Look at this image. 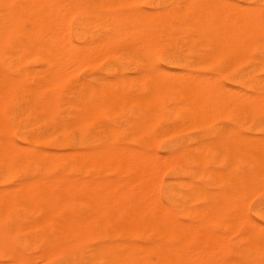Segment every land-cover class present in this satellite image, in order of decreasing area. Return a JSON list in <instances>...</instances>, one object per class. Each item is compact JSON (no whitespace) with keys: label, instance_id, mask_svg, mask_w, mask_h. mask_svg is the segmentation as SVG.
Instances as JSON below:
<instances>
[{"label":"bare ground","instance_id":"bare-ground-1","mask_svg":"<svg viewBox=\"0 0 264 264\" xmlns=\"http://www.w3.org/2000/svg\"><path fill=\"white\" fill-rule=\"evenodd\" d=\"M58 1H61V0H58ZM132 1H136V0H103V1H98L95 4H92L91 2H89L91 3V6L90 5L89 6L92 7L91 11L89 10L90 7L88 5H86L87 7L82 6L83 7L82 9H85V11L88 12L87 14L89 15V17L91 16V17L96 18L100 26L106 29L107 31L106 34H109V35H105L106 36V40L104 39L105 42L99 39L101 41L100 43H102V41L103 43H105V45L103 46H102L103 43L100 44L102 47L105 46L104 49L116 50L121 45V40L124 39V38L122 39V37H126L127 33H130V32H127V30H125L126 31V35H125L124 29L126 28H123V27L127 25L128 23L131 24L132 21L131 22L127 21V18H124L125 15L116 14L115 12V15L111 14V16H114V17L111 18L112 21L110 20L111 22L109 23L107 21V18L110 15H107L106 13L102 11L111 10L113 7L122 9L125 6L124 3H130ZM150 1L152 4L154 3L152 2V0ZM258 1L259 0H234V1L233 0H229V1L228 0H216L215 3L212 2L213 3L212 5L208 6L205 4L206 7L200 8L198 6L200 3L196 5L194 3V0H180V1L178 0H157L159 5L170 3L171 9L165 8L160 12L158 11L159 13L155 11L156 14H152L149 17L148 15H146L147 17L142 15L136 10L130 13L131 12L130 10L129 12L130 20L131 18H135V21L141 20L143 18L148 20V21L147 20L145 21V25L147 24L146 27L148 28L149 30L148 32L150 33L149 34L150 40L148 39L149 43L155 45V48H159V46H161L160 44H162V49H161L163 51L162 56H163V61L166 63V67L173 66L176 68V71L172 72V71H168L167 69H163L161 66L159 67V65L155 66L154 64V67H153L154 69L151 68L152 66L148 65L151 68V70L153 69L152 71H148L149 73L147 71L146 73L144 72L142 73V74H145L144 77L148 75L147 78L145 77V80L148 79L149 82H151V84L148 82L151 85V88L149 90V93H150L149 95L150 97L148 99L149 103L145 101L146 104L150 106L151 108L150 117L155 118L160 113L162 114L164 113V119L167 124L164 130H161L162 131L161 133L164 132V136L165 135L167 136L169 134L179 133L181 132L182 128L186 129V127H190L191 129V127L194 125L195 127L196 126L201 127L203 122L204 124H207L211 122V120L214 121L215 118H218V119L226 118V117L232 116V114H235L236 116L242 118V120L245 121L246 123L252 122V125L257 124V128H259V130L263 128V125H261V122H263L264 119L261 120L260 112L259 114H255V113L258 108L264 107V92H263L264 91V78L259 76L261 73L264 72V54L261 53L260 56H257V54L255 55L253 51L256 49H264V27L259 21L260 18L262 21V16L259 18V15H261V12H262V10L259 8L260 6L258 4H256L255 6L254 5L251 6L252 4H250V3L254 4ZM34 2L35 3H32L31 1H25V0L23 2L22 0H0V63L7 62L8 65L5 68L12 70V71L19 70L21 68V59H23V56H24L22 54L23 56L21 58V53L23 51L24 53L27 51V50L25 51L24 50L25 48L23 49V47H22L23 50L21 51V40L22 38H24V37L21 38V36L23 35V34L21 35V30H22L21 26L22 27L25 26L24 21H22L23 25L21 23V20H23L21 17V14L25 12L28 15V18L26 17L27 19L25 20L26 25H28L27 33L29 34L30 28H31L30 31H32L29 34L32 37V40H30L29 38L28 40L30 41L27 44H31V47L33 48L32 51H35L34 49H36L39 52L38 55L40 54L39 55L40 59L37 58L38 57L37 56L36 58L34 57V60L37 59L40 62L47 61L46 64H48V68L47 67L45 68H47L48 70L47 69L45 70H46V73H49L48 76L50 78L51 77L54 78L53 80L55 82L53 81L54 84L52 85L54 86L55 84L60 82V80H62L60 78L61 77L60 75L64 73L63 71L64 69H66L65 66L70 65V64L72 66L74 62H77L78 60L77 58L81 56L80 52L73 50V48L76 47V45L71 47V43L68 42L70 41L69 39L67 43L65 42L66 40L62 41L61 40L62 38H59L56 36L58 35L59 31L60 32L62 31V29L66 30L64 27H62V29L60 30V25L63 26L64 21H68L67 18L72 13L69 12L68 17H66L65 15L66 18L65 17L59 18L60 22H61V19L63 18L65 20L63 19L64 20L63 23L58 22L59 26L57 27L58 28L57 30L56 25H55V21L57 23V20L55 18L58 16V13L61 12L62 6L60 3L62 2L59 3L57 2V0H54V1L46 0V1H40L37 3H36V0H34ZM75 2H74V6L75 5L77 6L80 3L78 2L77 4H75ZM240 2H243V5L240 4ZM65 3H68V0ZM85 3H84V6H85ZM69 4L68 5L65 4V6L67 5V8L70 7L68 8V10L71 11V8L73 6L72 4H70L72 6L71 7L69 6ZM202 6L203 5H201V7ZM93 9H98L99 13L93 12ZM62 11L63 12H61V14L59 13L60 16L63 15L62 13L66 14V12H64L65 9H63ZM75 12H78V11H75ZM80 17L82 16L80 15ZM77 25H74V26L76 27ZM94 25H96V23H94ZM132 26H135V25H132ZM129 28L130 27H128V29ZM132 28H131L132 31L130 29L128 31L137 32V30L140 29L138 28L137 30H135L136 27H134L133 29L135 31H133ZM23 29H25L26 31V27L25 28L23 27ZM141 33H143V31H141ZM64 34L65 32L61 34L63 35L62 37L65 36ZM131 34L132 33L128 35H131ZM135 35L133 34L134 38L136 37ZM26 37L27 36H25V38ZM25 41L27 42V40ZM94 44H92V46L89 45V47L91 46V48L95 50V48L98 49V46H99L98 50H100L101 46L99 45V43L98 44L96 43L95 45L96 47L94 46ZM141 44L144 45L143 42H141ZM82 46L84 47V50L82 51H84L85 54H88V49H87L88 46L85 47L86 45H83V44ZM102 47L99 53L104 52V50H102L103 49ZM141 49H142V45H141ZM152 49L154 50V48ZM127 51L128 50L126 49L125 53ZM116 52H118V50H116ZM84 53H82V56H84L83 55ZM114 53L115 52H113V54ZM123 53L124 52H121V53L119 52L118 55L119 54L125 55V53L124 54ZM142 53L146 54L149 52H146V53L142 52ZM135 54H138V53H135ZM33 55L35 54H31L30 56H33ZM41 55L43 56V58L44 56H46V59L41 58ZM88 55H86L87 60H85L87 62L90 61L91 56L93 59L95 54H92L90 56ZM122 55H119V56H122ZM126 57L128 58L129 56L127 55ZM69 60H72V61L75 60V61L73 62L70 61L69 63H67ZM131 60H134V58L130 59L129 62L128 61L127 62L130 63ZM82 62L86 63L85 66L88 65L87 62H84L83 59H82ZM82 62L80 60V63ZM142 62L143 61H141V64H143ZM151 62L149 64H151ZM77 63L74 65L77 66ZM155 63L157 64V62ZM44 64L45 63H43L42 65ZM133 64L135 63L133 62ZM246 64L250 65V68L248 70H242L243 68H241V66L246 65ZM74 65L72 66L71 69L67 68L65 70L64 74L66 76H69V75L71 76L70 74L71 71H72V74L74 75V71H76L75 70L76 66ZM90 65H92V63H90ZM132 66H129V67L132 68ZM2 67L3 66L0 64V96L1 94L4 95V94L15 93L18 91L20 92L21 91V80H18V79L14 80L8 77L5 74V70L2 69ZM104 68H106L105 69L106 71L109 70V68H107L106 66ZM142 68H140V70ZM115 69L118 70L119 68H115ZM38 70L39 71L37 70L36 71L39 73L40 67ZM49 70L52 73V75H50L51 73L49 72ZM68 70H71V71L68 72ZM205 71H210L214 74L213 76L212 75L208 76V74L205 75L206 73ZM141 76L138 80L137 79L138 75H136V80L140 81V79H142ZM220 76L225 77L226 80H228L231 85L227 86L223 84L221 82L222 78L220 79L218 78ZM39 77L38 79H40L42 76L40 78ZM25 78L27 79L28 77H25ZM29 78L31 79V77ZM134 78L135 76L132 78V80H129V81H133ZM44 80L45 79H43V81ZM45 81L47 83V80ZM122 81L124 82V80ZM90 82H92V80ZM109 83L111 82L109 81ZM142 83H146V82L143 81ZM49 84L51 85V83ZM132 84L134 87H136L134 84V81ZM46 86L45 88L49 87L48 83L46 84ZM118 86H119L118 83H117V86L116 85L113 86L114 87L113 97L115 96L118 99V101H121L120 99L124 98L125 92L123 91L124 94H122L121 89ZM130 86H131V83H130ZM93 87L95 86H92L90 89L96 90V88H93ZM122 87H124V85ZM140 88H141V85H140ZM25 90L29 91L26 88ZM25 90L23 89V91ZM40 90H37V91L40 92ZM47 90H49V88ZM35 92L36 91L34 89V93ZM85 92L86 90L84 91V93ZM94 92L96 91H93V92L90 91V93H94ZM40 93L38 94L40 95ZM76 95L77 94H75V96ZM28 96H30V94ZM34 96H31V98ZM82 96H83V93H82ZM96 97H97L96 95H92V94L90 95V98L92 99ZM127 97L129 96H126V98ZM130 97L132 98L133 102L135 101L134 99H137V98H133L132 95ZM141 97L143 98V96ZM129 98H127V100L132 101ZM77 99L80 101L79 98ZM111 99L113 100L112 96H111ZM124 99H122V101L124 102V106H125L126 100ZM102 100L105 101V104H106V100L105 99H102ZM141 100L142 99L140 98V101H139V98H138L136 100V104H139L140 102L143 101ZM29 102H30V99H29ZM77 103L78 101L74 103V105H76ZM101 103L102 102H100V104ZM108 103L109 101L107 102V104ZM128 103L129 102L127 101V104ZM39 104L37 103L38 106ZM97 104L99 108L100 105L99 103ZM84 105L85 106H83L82 104L80 106L81 108L83 106L82 112H84V110L88 111L90 108L92 109L94 107V106H91V104L90 106H86L89 104H84ZM101 105H103V103ZM22 106H26V104H23ZM61 106L63 105L61 104ZM78 106L79 105L77 104L76 107ZM116 106H118V103H116ZM15 107H17L16 104H15ZM65 107L67 109V107L69 106H65ZM101 107L103 108V106ZM115 107L112 106V109L114 108V110H116ZM142 107L143 106H141V108ZM62 109L65 110L64 106L62 107ZM72 109L77 110L78 108L77 109L72 108ZM94 109H97V108H94ZM105 109L111 110L109 106L108 108H105ZM23 110H24L23 111L24 113L25 109ZM99 110L100 109H98V111L96 112V110L94 111L92 109L94 114L100 113L101 111L99 112ZM109 110L106 112H109ZM41 112H42V109H41ZM111 112L114 113L113 111ZM23 113L15 112L11 116L12 119L15 120L17 124L16 128H19L20 130V138H21V123H22L21 114ZM42 113L45 114L47 112L45 113L42 112ZM88 114L85 113L82 116L88 117L87 116ZM149 115H150V112H149ZM29 116L31 115H28V117ZM68 116L70 117V115ZM137 116L140 118L139 115H136V117ZM48 117L49 116H47V118ZM82 118L84 119V117ZM96 118L98 117L96 116ZM115 118H118V117H115ZM55 119L58 120V118H55ZM89 119H93V118L91 117ZM147 119H150V118L147 117ZM218 119L216 121H218ZM45 120H46V117H45ZM84 120H86V118ZM38 121L41 122L42 121L41 118ZM114 121H111V122L113 123ZM148 122H151V119ZM154 122L152 120L153 124ZM65 123H68V122H65ZM28 124L26 125L30 127L31 123H28ZM76 124L77 123L75 122V126ZM146 124L148 126L147 122ZM35 125L38 126V124H35ZM57 125H60V123ZM72 126L70 127V130ZM93 126H96V125H93ZM132 126H134V124ZM226 127H228V125L224 127L225 130L227 129ZM229 127H232V125ZM229 127L228 129L231 130L232 128H229ZM76 128H78V126H76ZM192 128L194 129V127ZM104 130H105V127H104ZM97 131H100V130L97 129ZM41 132L42 130L40 131L41 138H42L44 132L42 133ZM102 132L105 133V131H102ZM73 133L74 132H72V135ZM230 133L232 134L231 131ZM231 134L228 136L227 134L225 135L223 133L219 136L220 138L219 150H216L217 147L215 146L217 145H214L213 147V142L214 140L217 141V139L213 138V141L212 139H210L207 142L203 140L200 141L198 139L200 141L198 143L199 146L198 147L195 146L194 148L192 147L193 156H192L191 164L192 163L196 164V162H198V164L199 163L201 164V169L199 168V171L197 173L193 171V173L195 174L191 173V176L187 181H180L178 180V178H176L171 184V186L168 185L165 187V198L168 202L178 205L179 207L183 209V211L186 210V212L184 211V213L187 216L198 220L199 223L203 222V225H201V223L197 224V222L195 221L196 223L195 222L194 223L196 224V226H194L195 225L194 223L191 224L190 222H188L191 224V226H189L187 225V223L186 224L183 223L182 220H180L181 222H179L175 214L172 213L166 207L165 204H162L160 202L161 199L158 200V198H160L158 194L159 192L156 190L153 191L154 182L157 180L156 177H159L162 174V172H159L158 174L157 165L158 167L160 165L162 166L158 168V169H161V171L164 169L165 170L168 169V167H171L169 165H167L168 167L162 164L159 165L158 162H160V159L157 158V156H162V155L152 154L151 152H150L151 154L149 153L150 154L149 155L147 154L148 153L147 151L146 153L145 150L140 149V152L144 151L145 154L149 155V158L145 160L147 157L145 158V155H144V158H142L143 155L140 154L139 151H137L136 153V150L134 151V153H130L129 151L130 154H125V152L128 150V148L127 150L124 149L125 147H121V149L123 148L124 150H126L124 151V154L119 153L121 151L120 147H119L120 150H118L119 152L114 151V150H113L114 152H112V150H105V149L103 150V149L98 148L90 152L84 151V150L82 151L81 149L80 151L74 150V152L72 150L70 153H67V151L66 152L63 151V154H60L58 152L53 153L49 151L48 153L47 151L46 153H41L38 151H35V152L33 151L31 153H25L27 152L28 149H26L25 152H22L21 149H25V146H22V145L18 146V144L16 145V143H14L15 142L14 139H12V136L8 133V127L6 126L5 119L1 116V113H0V173L4 172L5 174V175L3 174L4 176L1 178L2 180L10 179L15 173H18L21 171L22 172L29 171V175L28 177H26L25 181L23 180L24 182H22V184L18 183L19 185L17 187L14 186L13 188L15 189L11 188L12 190L4 191L0 187L1 189L0 190V264H33L34 261L38 259L40 260V262H38L40 264L45 263V262L47 264H197V263L198 264H203V263L204 264L206 263L207 264H211V263L218 264L219 262H220L219 264H222V261H223V264H248L249 261L246 262L245 257H244L245 261L242 260L243 258L241 259L240 256L242 254L240 253H237L238 255H235L234 257H231V258L229 257L226 260L225 256L228 253H230L229 246L227 245L228 241L226 239L228 233L224 234L226 235V238H225L226 242L222 241L225 243V245L224 243H222V247L220 245L221 247L220 250L222 251L221 252L219 248H217L219 245L217 246L215 245L217 241L218 242L220 241L218 244L221 243L222 233H220V235L219 233L217 234L214 229H211V227H209V229L214 230V233H212L213 231L207 233V231H210L209 229L207 231L206 230L203 231L205 221L210 222L213 220L222 219L225 216L231 217V215H236V216L238 215L237 217L246 218L245 220L239 218L238 221L239 220H243V222L247 221V222H244L245 225L246 223L248 224L246 225V227L248 226V228L246 229L248 230L250 229L251 231V232L250 231L248 232L246 229H244V233H247V232L248 234L250 233L249 235L250 237L245 236L246 237L245 239L247 238L250 239L249 241L247 239L245 242L244 238H243L244 241L242 240V238H240L242 242L247 243L248 241V244L250 243V246L247 249L248 254L246 253L247 256L246 255L244 256L249 257V254L252 256H259V254L260 253L262 254V251L264 250V235H263L264 231L262 232L260 229V228H263L264 230V227H263L264 225L260 224L259 222L257 223L255 220H253V218L250 220L249 216L248 217L245 216L247 213L245 211V208L248 207L245 204L247 205L249 204V202L247 203L245 199L246 195H248V193L249 194L251 193V195L253 196L254 194L257 193V190L258 192L264 191V137L254 136V135H250L249 137V135L248 136L244 135L242 134V132H241V135H238V133L237 135L234 133L232 135ZM75 135L77 134L75 133ZM39 136L40 135L38 134V137ZM44 136H45L44 138H46V135ZM112 136L115 137V135H112ZM105 137L104 139H106L108 136L106 138ZM194 137L192 138L190 137L191 138L190 140H193ZM183 139L184 138H182V141ZM83 141L85 142V140ZM150 141H152V139ZM184 142H185V139H184ZM150 144L152 146L155 145V144L153 145L152 143ZM177 145H180V144H177ZM113 146H115V144ZM118 146H123V145H118ZM135 147L137 146L134 145L133 148ZM169 148H171L172 150V155L170 154L172 159L175 160V162L177 163V161H179L180 158L182 157V154L179 151H177V147L175 146V144H171ZM121 152H123V150ZM219 156L222 157V164L220 166V170H217L214 168H211V169L206 168V166L214 164L215 161H217V158ZM218 160H221V159H218ZM162 162L163 161H161L160 163ZM188 163L190 164V162ZM104 164H107L108 166H110L111 169L112 167L114 169L122 167L124 168L125 173L130 172L131 176L127 180L126 178L125 180H121L122 178L121 179L115 178L117 180L115 181L114 179L112 180L111 178H98V177H93L92 175H90L91 168L93 167L98 168L102 165L104 166ZM235 165L237 168L239 165L243 166L245 171L243 170L244 172H242L241 174H238L237 169H235ZM156 170H157V173H156ZM196 176H198L199 178L208 179L209 184L203 185L202 183L201 184L197 183V181H195ZM160 179L161 178L158 179L157 183L161 182ZM216 179L219 180L218 182L220 185V188L218 190H214L210 187L216 183L215 182L217 181ZM182 185L189 187V195H185V193L188 194V192H185L184 194H182L180 191L176 190L177 187H180ZM254 187H257V188H254ZM253 189H255L256 193H254ZM248 190H252V192ZM245 191L247 193L245 195L244 200L242 199V201L243 202L246 201V203H243L242 201H241L242 203H240L239 200H241L240 198L242 197V195L244 197ZM154 194H156L158 197L154 196ZM262 198H264V196ZM196 200H202L203 206L199 208L193 207V204ZM249 200H252V199L250 198ZM187 203H189V206L184 207ZM246 210L248 211L247 208ZM254 216L259 220H264V199L261 200L259 202L258 207L255 208ZM230 217H227V218H230ZM237 217H235V219ZM233 221L234 220H232V222ZM206 222H205V226L209 225V222H207L208 224H206ZM211 223H215V222H211ZM244 223H243V227L245 226ZM184 224L187 226H184ZM234 224L240 229L241 226L239 227V225L241 224V222L239 223V225L236 222L233 223V227L235 228ZM138 227H140L141 230L143 229L142 233H144V231L145 232L152 231V233H155L156 234L155 236L159 237L158 239L159 244L157 243V245H155V243H153L154 240H152V238H151L152 243H150L149 241L150 239L146 240L145 242L138 240L136 237L137 236L136 228ZM229 227H230V224H229ZM233 227L232 228L230 227V228L231 230L233 229L232 233L235 234L234 231L237 233L238 230L237 231L234 230ZM204 229H207V228L204 227ZM142 233H139L140 237L143 236ZM209 233L214 234V236L216 233L217 235H219L220 240L219 238L214 237L210 235ZM20 234L29 236L28 240L21 242L22 245L27 247L28 250L30 251V255H28L29 257H26L25 255L21 256L19 254V250L17 251L15 246L12 243L13 238L19 236ZM198 234L199 236H201L200 238L197 236ZM203 236H205V238ZM197 237L199 238L200 245L202 241V243L203 242L205 243L203 245L207 244L208 246V247L206 246V248H204L205 246H199L200 251L198 252L196 249L199 250V248H197V246L194 245L195 251L198 253L194 251V248L189 249L186 243V242L188 243L194 242L195 239H197L196 241H198ZM213 237L216 239H214ZM228 237L230 236L228 235ZM104 239H107L108 242L104 241V242H100L98 245H95V246L92 245L93 241H102ZM201 239H203L204 241ZM210 241H214L215 244H213L214 242H212L211 245L208 244V243H211ZM223 246H225L226 248L224 247L223 249ZM246 248H247V245H246ZM224 250L229 251V252H223ZM193 252L194 254L196 253L195 255L197 256L194 255L195 256L194 257L192 255ZM206 253H207V256L204 257ZM220 253H222L221 254V256L223 255L222 257H220ZM224 253H225V256H224ZM191 255L193 256L192 257L193 259L195 258L194 261L191 259ZM216 256L220 258V260L218 259L219 260L218 263L216 262L217 260ZM187 257H190L189 259H191L192 261L191 260L189 261ZM203 257L205 259H207L208 257L209 259L203 260ZM263 257L264 255L262 256V258ZM196 258H199L198 260L200 262H198ZM213 260L214 262H212ZM250 262L253 264V260ZM250 262L249 264H251ZM258 263H255V264H258ZM259 264H263V263H259Z\"/></svg>","mask_w":264,"mask_h":264},{"label":"rangeland","instance_id":"rangeland-1","mask_svg":"<svg viewBox=\"0 0 264 264\" xmlns=\"http://www.w3.org/2000/svg\"><path fill=\"white\" fill-rule=\"evenodd\" d=\"M24 0H22V2H23ZM25 1H31L32 3H35L34 2V0H25ZM40 1H46V0H40ZM40 1H38V0H36V3L37 2H40ZM54 1V0H53ZM63 0H61V1H58L57 0V2H62ZM84 1V2H83ZM87 1V2H86ZM98 1H103V0H76V2H75V0H68V3H65V2H67V0H64L62 3H60L61 4V12H63L62 10L63 9H65V11L64 12H66V14H64V13H62L63 15H59V13L61 14V12H59L58 13V16L55 18L56 20H57V23H56V21H55V25H56V29L58 30V26H59V24H58V22L59 23H63V21L65 20L64 18V20L63 19H61V22H60V19L59 18H62V17H65V15H66V17H68V14H69V12L70 13H72V14H70V16L67 18V20L68 21H64V24H65V26H64V24H63V26H61L60 25V30L62 29V27H64L66 30H64V29H62V31L60 32H58V35H56L57 37H59V38H62L61 40L63 41H65V42H67L68 41V39L70 40V41H68L69 43H71V47L72 46H75L76 45V47H74L73 48V50L74 51H77V52H80V57H78L76 60H77V62H74V64H76L77 63V66H79V65H81V66H79V67H77L76 65H74V66H76L75 67V70L76 71H74V75L72 74V71L71 70H68V72L69 71H71V76L69 75V76H66L64 73H65V70L67 69V68H69V69H71L72 68V66H71V64L70 65H66L65 66V68L66 69H64V73L62 74V75H60L61 77V79L63 80H60V82H58L57 84H55L54 86H52L54 83H53V77H49L48 75H49V73H46V70L45 69H47L48 68V64H46L47 63V61L45 62V61H42L43 63H45L44 65H42L43 63L42 62H40L39 60H37V59H35L34 60V57L36 58L37 56V58H39V55H38V51L36 50V49H34L35 51H32L33 50V48L31 47V44H27L30 40H32V37L29 35L30 34V32H32V31H30L31 30V28H30V30H29V34L27 33L28 31V29H27V27H28V25H26V22H25V20L28 18V15H27V13H25V12H23L22 14H21V17H22V19L23 20H21V23H22V25H23V22L22 21H24V25L25 26H23L24 28L26 27V31H25V29H23V27L21 26V28H22V30H21V38L22 37H24V38H22V40H21V51L24 49L26 52L24 53V51L21 53V58H22V56H23V59H21V68L19 69V70H15V71H12V70H9V69H7V68H5V67H7V65H8V63L7 62H4V63H0L3 67H2V69H4L5 70V74L8 76V77H10V78H12V79H14V80H16V79H18V80H21V91L19 92H15V93H11V94H1V96H0V113H1V116L5 119V122H6V126L8 127V133L12 136V139H14V143H16V145L18 144V146H20V145H22V146H25V149H21L22 150V152H25L26 151V149H28L27 150V152H25V153H31V152H35V151H38V152H41V153H46V151H47V153H48V151L49 152H58V153H60V154H63V151L64 152H66L67 151V153H70L72 150H73V152H74V150L76 151V150H78V151H80V149L83 151H88V152H90V151H93V150H96V149H105V150H112V152H114V151H118V150H120L121 149V147H125L124 149H126L127 150V148H128V150L126 151V150H124L123 148L121 149V151L123 150V152H119V153H122V154H124V151H126L125 152V154H130V153H134V151L136 150V153H137V151H139V153L140 154H142L143 156H142V158H144V155H145V160H147L148 158H149V155L152 153V154H157V155H162V156H157V158H159L160 159V162L161 161H163L162 163H160V162H158L159 163V165L160 164H162V165H169V166H171V167H168V169H164L165 170V172H164V170H162L161 171V169H158L159 167H158V165H157V170H158V174H159V172H162V174L159 176L158 174V176L159 177H156V181L154 182V190L153 191H158L159 193V197L160 198H158V200L159 199H161L160 200V202L162 203V204H165L166 205V207L172 212V213H174L175 214V216L178 218V221L179 222H181L180 220H182L183 221V223H187V225H189V226H191V224H193L195 221L197 222V224L199 223V221L198 220H196V219H193V218H191V217H189V216H187L185 213H184V211L186 212V210H184L183 211V209L181 208V207H179L178 205H176V204H172V203H170V202H168L167 200H166V198H165V187L166 186H171V184L173 183V181L176 179V178H178V180H180V181H187L189 178H190V176H191V173L192 174H195V173H197L198 171H199V168L201 169V164L199 163L198 164V162H196V164L194 163H192L191 164V160H192V150H193V148L196 146V147H198L199 145H198V143L200 142V141H208V140H210V139H212V141H213V138H215V139H217V141L216 140H214V142H213V147H214V145H217V146H215V147H217L216 148V150H219V148H220V146H219V143H220V138H219V136L221 135V134H227L228 136L231 134L230 133V131L232 132V134L234 133V134H236L237 135V133H238V135H241V132H242V134H244V135H249V137H250V135H254V136H263L264 137V120H263V122H261V125H263V130L262 129H260L259 130V128H257V124H253L252 125V122H245V121H243L242 120V118H240V117H238V116H236L235 114H232V116H230V117H226V118H215V120L213 121V120H211V122H209V121H207V122H209V123H207V124H204V122H203V124H202V126L200 127H198V126H196L195 127V125L194 126H192V127H194V129L191 127V129H190V127H186V129L184 128H182V130H181V132H179V133H176V134H169V135H165L164 136V132L163 133H161L162 131L161 130H164V128L166 127V122H165V119H164V113L162 114V113H160L159 115H157V117H155V118H152V117H150L151 116V108H150V106H148L147 104H146V102L145 101H147V103H149L148 101V99H149V95H150V93H149V90H150V88H151V82H149V80L147 81V80H145V77L147 78L148 77V75H146L145 77H144V75L145 74H142L143 72L144 73H146V71L148 72V71H152L154 68V64H155V66L156 65H159V67L161 66L163 69H167L168 71H176V68L175 67H173V66H169V67H166V63L163 61V51L161 50L162 49V44H160L161 46H159V48H155V45H153V44H151V43H149V30H148V28L146 27V25H145V21L147 20V19H141V20H137V21H135V18H131V20L129 19V17H130V15H129V12H130V10H131V12L130 13H132V11H134V10H136L137 12H139V13H141L142 15H144V16H146V15H148V17L149 16H151L152 14H156V12L157 13H159L160 11H162L163 9H165V8H168V9H171V5H170V3H167V4H158V2H157V0H152V2H154L153 4L151 3V1L150 0H136V1H132L133 2V4H132V2H130V3H124L125 4V6H124V8H122V9H118V8H116V7H113L111 10H104V11H102V12H104V13H106L107 15H110L111 16V14L112 15H115V12H116V14H122V15H125L124 16V18H127V21H129V22H131L132 21V23L130 24V23H128L127 25H125L123 28H126V29H124V31L125 30H127V32H130V33H132L131 35H128V34H130V33H127V35H126V31H125V35H126V37H122V39L123 40H121V45L116 49V50H118V52H116V50H114V49H104L105 48V46L104 47H102L103 45H105V43H103V41L105 42V40H106V36L105 35H109V34H106L107 33V31H106V29L105 28H102V26H100V24H99V22L96 20V18H94V17H89V15L87 14L88 12L87 11H85V9H82L83 7H87L86 5H90L91 6V3L92 4H95V3H97ZM149 1V2H148ZM178 1H180V0H178ZM229 1V0H228ZM234 1V0H233ZM71 2H73V3H71ZM74 2H75V4H77L78 2H80L77 6L75 5L74 6ZM86 2V3H85ZM89 2H91V3H89ZM147 2V3H146ZM211 2V3H210ZM212 2H216V0H194V3L196 4V5H198V3H200L198 6L200 7V8H204V7H206V5H208V6H210V5H212L213 3ZM63 3H64V5H63ZM72 4V6L70 5V4ZM84 3H85V6H84ZM136 3V4H135ZM65 4H69V6H71L72 8H71V11L70 10H68V8H70V7H68L67 8V5L65 6ZM83 4V5H82ZM127 4H129V5H127ZM206 4V5H205ZM240 4H242L243 5V2H240ZM250 4H252L251 6H255L256 4H258L260 7V9L262 10V12H261V15H259V18L262 16V21H261V18L259 19V21H260V23L262 24V26L264 27V22H263V20H264V1L263 0H259L258 2H256V3H250ZM151 5V6H150ZM154 5V6H153ZM201 5H203L202 7H201ZM83 6V7H82ZM89 6V7H90ZM153 6V7H152ZM77 7V8H76ZM79 7H81V8H79ZM142 7V8H141ZM257 7V6H256ZM131 8V9H130ZM145 8V9H144ZM74 9V10H73ZM78 9V10H77ZM82 9V10H81ZM91 9H92V7H90L89 8V10L91 11ZM73 10V11H72ZM147 10V11H146ZM68 11V12H67ZM75 11H78V12H75ZM151 11H152V13H151ZM156 11V12H155ZM159 11V12H158ZM93 12H95V13H99V11H98V9H93ZM154 12V13H153ZM87 15H86V14ZM26 15V16H25ZM80 15L82 16V17H80ZM86 16H88V17H86ZM108 16V18H107V21L110 23L112 20H111V18L112 17H114V16ZM27 17V18H26ZM65 17V18H66ZM147 17V16H146ZM25 18V19H24ZM70 18V19H69ZM81 18V19H80ZM54 19V20H55ZM85 19V20H84ZM91 19V20H90ZM129 19V20H128ZM78 20V21H77ZM111 20V21H110ZM143 20V21H142ZM89 21V22H88ZM90 21H91V23H90ZM143 23H141V22ZM148 21V20H147ZM65 22H67V23H65ZM79 24H78V23ZM84 24H83V23ZM54 23V22H53ZM90 23V24H89ZM93 23V24H92ZM94 23H96V25H94ZM98 23V24H97ZM68 24V25H67ZM78 24V25H77ZM74 25H77L76 27L74 26ZM81 25V26H80ZM132 25H135V26H132L133 28L134 27H136V29L135 30H137L138 28H142L143 26H145V27H143L142 29H141V31H143V33H141V31H140V29L139 30H137V32H131L132 30H131V26ZM143 25V26H142ZM66 26H68V27H66ZM88 26H89V28H88ZM101 28H100V27ZM82 27H84V28H82ZM128 27H130L129 29L131 30V31H128L129 29H128ZM68 28V29H67ZM100 28V29H99ZM132 28V29H133ZM105 29V30H104ZM23 30H24V32H23ZM63 30H64V32H65V36L64 37H62L63 35H61L62 33H64L63 32ZM134 29H133V31H135ZM146 31V32H145ZM23 32V33H22ZM76 32V33H75ZM79 32H80V34H79ZM145 32V33H144ZM67 33V34H66ZM78 33V34H77ZM82 33V34H81ZM99 33V34H98ZM141 33V34H140ZM60 34V35H59ZM133 34L136 36L135 38L133 37ZM145 34V35H144ZM83 35V36H82ZM102 35V36H101ZM143 35V36H142ZM148 35V36H147ZM25 36H27L26 38H25ZM78 36V37H77ZM80 36V37H79ZM89 36V37H88ZM146 36V37H145ZM102 37V38H101ZM109 37V36H108ZM107 37V38H108ZM144 37V38H143ZM148 37V38H147ZM30 38V40H28ZM86 38V39H85ZM78 39V40H77ZM99 39H101V40H103L102 41V43H100L101 41L99 40ZM105 39V40H104ZM134 41H133V40ZM149 39V40H148ZM25 40H27V42L25 41ZM89 40V41H88ZM128 40V41H127ZM132 40V41H131ZM24 41V42H23ZM97 41H99V42H97ZM136 41V42H135ZM141 41V42H143L144 43V45L143 44H141V42H140V44H139V42ZM144 41H146V42H144ZM67 42V43H68ZM98 44L99 43V45L100 44H102V50H104V52L101 54V53H99L100 52V50H101V47H100V50H98L99 49V46H98V49L97 48H95L96 46V43ZM130 44H129V43ZM135 42V43H134ZM138 42V43H137ZM23 43V44H22ZM66 43V44H67ZM94 44V48H95V50L93 49V48H91V46H92V44ZM159 43H161V42H159ZM72 44H74V45H72ZM82 44L83 45H86L85 47H87V49H88V54H85L84 53V51H82V50H84V47L82 46ZM88 44V45H87ZM123 44V45H122ZM148 46H147V45ZM149 44H151V45H149ZM89 45H91L90 47H89ZM135 45V46H134ZM141 45H142V49H141ZM29 46H30V48H29ZM151 46V47H150ZM154 46V47H153ZM22 47H23V49H22ZM122 47V48H121ZM139 48V50H138V48ZM148 49H147V48ZM32 48V49H31ZM82 48V49H81ZM136 48V49H135ZM152 48H154V50L152 49ZM29 49H31V50H29ZM77 49V50H76ZM79 49V50H78ZM86 49V48H85ZM86 49V50H87ZM93 49V50H92ZM123 49V50H122ZM126 49L128 50L126 53H125V51H126ZM135 49V50H134ZM147 49V50H146ZM152 50V51H150V50ZM155 49H157V50H155ZM106 50V51H105ZM133 50V51H132ZM144 50V51H143ZM149 50V51H148ZM260 50V51H259ZM110 51V52H109ZM36 52H37V54H36ZM85 52H87V51H85ZM93 52V53H92ZM109 54H108V53ZM113 52H115L114 54H113ZM121 53V52H124L125 53V55L127 56H129L128 58L125 56V55H122V54H119V55H122V56H119L118 55V53ZM130 52V53H129ZM142 52H144V53H146V52H149V53H146V54H143ZM264 52V49H256V50H254L253 51V53L256 55L257 54V56H260L261 55V53L262 54H264L263 53ZM82 53H84L83 55L84 56H82ZM91 53V54H90ZM110 53H111V55H110ZM123 53V54H124ZM128 53V54H127ZM135 53H138V54H135ZM23 54V55H22ZM31 54H35V55H33V56H30ZM92 54H95L94 55V57H93V59H92V56L90 57V61H85V60H87L86 59V55H88V56H90V55H92ZM130 54V55H129ZM149 54H150V56H149ZM152 54V55H151ZM103 55V56H102ZM114 55V56H113ZM132 55H134V56H132ZM143 55V56H142ZM27 56H28V58H27ZM29 56H30V58H29ZM102 56V57H101ZM124 56V57H123ZM131 56V57H130ZM147 56V57H146ZM82 57V58H81ZM99 57V58H98ZM106 57V58H105ZM122 57V58H121ZM138 59H137V58ZM142 57V58H141ZM154 57V58H153ZM41 58H43V56L41 55ZM79 58H81V59H79ZM104 58V59H103ZM125 58V59H124ZM127 58V59H126ZM134 58V60H131L130 61V63H128L129 62V60L130 59H133ZM148 60H147V59ZM150 58V59H149ZM40 59V58H39ZM43 59H46V56H44V58ZM82 59L84 60V62H87V66H85L86 65V63H83L82 62ZM147 61H146V60ZM152 59V60H151ZM155 59H157V60H155ZM80 60H81V62L82 63H80ZM89 60V59H88ZM100 60V61H99ZM70 61H72V60H69L67 63H69ZM73 61H75V60H73ZM72 61V62H73ZM128 61V62H127ZM141 61H143L142 63L143 64H141ZM152 61V62H151ZM107 62V63H106ZM133 62L135 63V64H133ZM147 64H146V63ZM151 62V64H149ZM155 62H157V64L155 63ZM36 63H38V64H36ZM40 63H42V64H40ZM66 63V64H67ZM90 63H92V65H90ZM94 63V64H93ZM159 63V64H158ZM106 64V65H105ZM108 64V65H107ZM120 64V65H119ZM128 64H130V65H128ZM145 64V65H144ZM133 65V66H132ZM145 66V68H144V66ZM152 66L151 68H153L152 70H151V68L149 67V66ZM71 66V67H70ZM107 67V68H109V70H105L106 68H104V67ZM126 66V67H125ZM129 66H132V68L131 67H129ZM39 67H40V74L37 72V71H39L38 69H39ZM45 67H47V68H45ZM144 69H143V68ZM149 69H147V68ZM42 68V69H41ZM111 68H113V69H111ZM115 68H119L118 70H116ZM130 68V69H129ZM140 68H142L141 70H140ZM241 68H243L242 70H248L249 68H250V65H248V64H246V65H242L241 66ZM36 72H35V71ZM42 70V71H41ZM43 70H45V71H43ZM48 70V69H47ZM78 70V71H77ZM116 70V71H115ZM143 70V71H142ZM110 71V72H109ZM138 71V72H137ZM142 71V72H141ZM16 72V73H15ZM44 72V73H43ZM49 72H50V70H49ZM67 72V71H66ZM67 72V73H68ZM107 72V73H106ZM116 72V73H115ZM128 74V76H127V74ZM206 72V73H205ZM204 73H205V75H207L208 74V76H213V74L214 73H212V72H210V71H205ZM23 73V74H22ZM28 73H30V74H27ZM37 73V74H36ZM51 73V72H50ZM149 73V72H148ZM32 74V75H31ZM46 74V75H45ZM140 74V75H139ZM141 74H142V76H141ZM25 75V76H24ZM39 75H40V77H39ZM50 75H52V73L50 74ZM68 75V74H67ZM126 75V76H125ZM136 75H138V77H137V79L139 80V78H140V76L142 77V79H140V81H138V80H136ZM22 78H21V77ZM37 76V77H36ZM99 76H100V78H99ZM135 76V78L133 79V81H134V84H135V86L136 87H134L133 86V81H129V80H132V78ZM260 77H263L264 78V72L263 73H261L260 75H259ZM25 77H28L27 79L25 78ZM29 77H31V79L29 78ZM36 77V78H35ZM38 77L40 78V79H38ZM68 77H69V79H68ZM96 77V78H95ZM21 78V79H20ZM25 78V79H24ZM59 78V77H58ZM59 78V79H60ZM94 78V79H93ZM110 78V79H109ZM124 80V82L121 80ZM219 79L220 78H222L220 81L223 83V84H225V85H227V86H230L231 84H230V82L228 81V80H226V78L225 77H223V76H220V77H218ZM225 78V79H224ZM22 79H24V80H22ZM43 79H45V80H47V83H48V88H49V90H47L48 88H45V86H46V81L44 80L43 81ZM120 79V80H119ZM31 80V81H30ZM58 80V79H57ZM85 80V81H84ZM92 80V82H90ZM127 80H128V82H127ZM76 81H77V83H76ZM84 81V82H83ZM88 81V82H87ZM100 83H99V82ZM102 81H104V82H102ZM109 81L111 82V83H109ZM114 81V82H113ZM121 81V82H120ZM135 81H136V83H137V85H136V83H135ZM146 82V83H148V84H146V83H142V82ZM55 82V81H54ZM57 82V81H56ZM131 83V86H130V83ZM140 82V83H139ZM32 83V84H31ZM41 83H43V84H41ZM46 83V84H45ZM49 83H51V85L49 84ZM91 83V84H90ZM105 83H106V85H105ZM115 83V84H114ZM117 83H118V87H120V89H121V92H122V94H124L123 93V91L125 92V94H124V98H121V97H123V96H121L120 98V100L121 101H118V99L114 96L113 97V90H114V85H116L117 86ZM80 84H81V86H80ZM96 84V85H95ZM109 84V85H108ZM110 85H112V86H110ZM124 85V87H122ZM140 85H141V88H140ZM146 85H148V86H146ZM36 86H37V88H36ZM92 86H95V87H93V88H96V90H92V89H90ZM145 86V87H144ZM32 87H34V88H32ZM47 87V86H46ZM57 87V88H56ZM75 87V88H74ZM139 89H138V88ZM25 90V88L26 89H28L29 91H27V90H25V91H23V89ZM42 88V89H41ZM59 88V89H58ZM85 88V89H84ZM107 88V89H106ZM131 88V89H130ZM143 88V89H142ZM34 89H35V91L36 92H38L37 90H40V92H38V93H40V95L38 94V93H34ZM45 89V90H44ZM54 89V90H53ZM58 89V90H57ZM72 89V90H71ZM89 89V90H88ZM86 90V92L84 93V91ZM99 91V93H98V91ZM110 90V91H109ZM111 90H112V92H111ZM28 93H27V92ZM69 91V92H68ZM83 91V92H82ZM90 91L91 92H93V91H96V92H94V93H90ZM109 91V92H108ZM146 91V92H145ZM64 92H65V94H64ZM72 92H74V93H72ZM80 92H81V94H80ZM111 92V93H110ZM145 92V93H144ZM264 92V91H263ZM32 93H34V94H32ZM52 93V94H51ZM82 93H83V96H82ZM89 93V94H88ZM96 93V94H95ZM101 93V94H100ZM108 93H110V94H108ZM30 94V96H28V95ZM63 94H64V96H63ZM70 94V95H69ZM75 94H77L76 96H75ZM78 94H79V96H78ZM87 94V95H86ZM96 95L97 97L96 98H94V99H92V98H90V95ZM108 94V95H107ZM144 94H145V96H144ZM6 95V96H5ZM35 95V96H34ZM37 95H38V97H37ZM73 97H72V96ZM85 95V96H84ZM89 95V96H88ZM107 95V96H106ZM109 95H111L112 96V98H113V100L111 99V96H109ZM116 95V94H115ZM121 95V94H120ZM132 95V97L133 98H139V101H140V98L143 100H141L142 102H138L141 106H143L142 108H141V106L139 105V104H136V100L137 99H134L135 101L133 102V100H132V98L130 97ZM136 95H138V96H136ZM17 96V97H16ZM27 96V97H26ZM31 96H34V97H32L31 98ZM102 96H103V98H102ZM126 96H129V97H127V98H129V99H131L132 101H130V100H127V98H126ZM135 96V97H134ZM141 96H143V98L141 97ZM148 96V97H147ZM60 97V98H59ZM92 97V96H91ZM93 97H95V96H93ZM105 97H107V98H105ZM49 98V99H48ZM77 98H79L80 99V101L77 99ZM98 98V99H97ZM116 98V99H115ZM17 99V100H16ZM29 99H30V102H29ZM51 99V100H50ZM102 99H105L106 100V104H105V101H103ZM122 99H124V100H126V104H127V101L129 102L127 105L125 104V106H124V102L122 101ZM16 102H15V101ZM19 100V101H18ZM21 100V101H20ZM61 100V101H60ZM111 100H112V102H111ZM34 101V102H33ZM78 101V107H76L77 106V104L76 105H74V103H76ZM109 101V103L107 104V102ZM19 102V103H18ZM41 102V103H40ZM74 102V103H73ZM84 102V103H83ZM100 102H102L103 103V105H101L100 104ZM133 102V103H132ZM37 103L39 104V106L37 105ZM97 103H99V105H100V107L98 108V104ZM116 103H118V106H116ZM15 104H16V106L17 107H15ZM23 104H26V106H22ZM61 104L64 106V108H65V110H63L62 109V107L63 106H61ZM70 104V105H69ZM83 104V106H85L84 104H89V105H86V106H90V104H91V106H94L92 109L95 111L96 110V112L98 111V109H100L99 110V112L100 113H96V114H94L93 113V111H92V109L90 110H88V111H86V110H84V112L85 113H90V114H88L87 116L89 117V115H90V117L89 118H93V119H89L88 117H86V116H82V115H84L85 113L84 112H82L83 111V106H82V108L80 107L81 105ZM93 104V105H92ZM143 104V105H142ZM145 104V105H144ZM19 105H20V107H19ZM46 105V106H45ZM50 105V106H49ZM74 105V106H73ZM97 105V106H96ZM14 106V107H13ZM36 108H35V107ZM42 106V107H41ZM65 106H69V107H67V109H66V107ZM101 106H103V108L101 107ZM105 106V107H104ZM108 106L110 107V109L111 110H109V112L111 113H109V112H106V111H108V110H106L105 108H108ZM112 106H116L115 108H116V110H114V108L112 109ZM163 106V105H162ZM165 106V105H164ZM23 107V108H22ZM28 107V108H27ZM41 107V108H40ZM122 107V108H121ZM62 110H61V109ZM72 108H74V109H77V110H73ZM94 108H97V109H94ZM121 110H120V109ZM135 108H136V110H135ZM137 108H138V110H137ZM22 109V110H21ZM23 109H25V112L23 113ZM35 109V110H34ZM41 109H42V112H47V113H45V114H43L42 112H41ZM46 109V110H45ZM79 109H81V110H79ZM104 111H103V110ZM134 109V110H133ZM45 110V111H44ZM67 110V111H66ZM106 110V111H105ZM40 111V112H39ZM111 111H113L114 113H112ZM116 111H118V112H116ZM120 111V112H119ZM128 111V112H127ZM142 111V112H141ZM19 113V112H21V113H23V114H21V119H22V123H21V138H20V130H19V128H16L17 127V124H16V122H15V120H13L12 119V114L13 113ZM30 112V113H29ZM52 112V113H51ZM69 112V113H68ZM144 112V113H143ZM149 112H150V115H149ZM163 112V111H162ZM259 112H260V118H261V120L262 119H264V107H262V108H258L257 110H256V113L255 114H259ZM49 113V114H48ZM82 113H84V114H82ZM95 115V117H94V115ZM102 113V114H101ZM108 113V114H107ZM123 113H125V114H123ZM64 114H66V115H64ZM98 114V115H97ZM10 116V118H9V116ZM26 115H27V117H26ZM28 115H31V116H29L28 117ZM68 115H70V117L68 116ZM77 115V116H76ZM108 115V116H107ZM133 115H134V117H133ZM136 115H139L140 116V118L137 116L136 117ZM142 115V116H141ZM146 115H148V116H146ZM37 116V117H36ZM47 116H49L48 118H47ZM80 116H82V117H84V119L86 118V120H84L82 117H80ZM96 116L98 117V118H96ZM159 116V117H158ZM45 117H46V120H45ZM72 117V118H71ZM108 117V118H107ZM115 117H118V118H115ZM145 117H146V119H145ZM147 117L148 118H150L151 119V122H148V121H150V119H147ZM29 118V119H28ZM40 118H41V122H39L38 120H40ZM55 118H58V120L57 119H55ZM87 118H88V120H87ZM113 118V119H112ZM9 119V120H8ZM36 119V120H35ZM76 119V120H75ZM104 119V120H103ZM142 119H143V121H142ZM159 119V120H158ZM218 119V121H216ZM233 119V120H232ZM54 120V121H53ZM72 120H74V121H72ZM81 120V121H80ZM91 120V121H90ZM108 120V121H107ZM115 120V121H114ZM124 120V121H123ZM144 120H146V121H144ZM152 120H153V122H154V124L152 123ZM11 121V122H10ZM13 121V122H12ZM27 121H28V123H31L30 124V127L28 126L29 124L27 123ZM44 121H45V123H44ZM87 121V122H86ZM90 121V122H89ZM93 121V122H92ZM111 121H114L113 123L111 122ZM227 121V122H226ZM35 122V123H34ZM65 122H68V123H65ZM70 122V123H69ZM75 122L77 123L76 124V126H78V128H76V126H75ZM105 122V123H104ZM108 122V123H107ZM123 122V123H122ZM145 122V123H144ZM146 122L148 123V126H147V124H146ZM224 122H226V123H224ZM13 123V124H12ZM60 123V125H57V124H59ZM97 123H98V125H97ZM143 123H144V125H143ZM149 123H150V125H149ZM214 123V124H213ZM263 123V124H262ZM26 124H28V125H26ZM35 124H38V126L37 125H35ZM69 124V125H68ZM134 124V126H132ZM139 124V125H138ZM142 124V125H141ZM153 124V125H152ZM218 124V125H217ZM232 125V127H229V126H231ZM246 124V125H245ZM25 126V128H24V126ZM45 125V126H44ZM72 126V128H71V130H70V127ZM93 125H96V126H93ZM101 125V126H100ZM201 125V124H200ZM221 125V126H220ZM228 125V127L229 128H232L231 130L230 129H228V127H226L227 129L225 130L224 129V127L225 126H227ZM40 126V127H39ZM46 126H48V127H46ZM105 127V130H104V127ZM131 126H132V128H131ZM205 126V127H204ZM256 126V127H255ZM13 127V128H12ZM26 127H28V128H26ZM52 127V128H51ZM56 129H55V128ZM63 129H62V128ZM92 127V128H91ZM94 127V128H93ZM101 127V128H100ZM108 127V128H107ZM137 127V128H136ZM151 128V130H150V128ZM203 127V128H202ZM217 127H219V128H217ZM233 127H234V129H236V130H234L233 129ZM39 128V129H38ZM75 128V129H74ZM135 128V129H134ZM52 129H54V130H52ZM59 129V130H58ZM66 129V130H65ZM94 129V130H93ZM97 129L98 130H100V131H97ZM102 129V130H101ZM106 129H108V130H106ZM133 129V130H132ZM188 129V130H187ZM224 129V130H223ZM34 130V131H33ZM39 130V131H38ZM42 130V132H44L43 133V137L41 138V134H40V131ZM51 130V131H50ZM126 130V131H125ZM185 130H187V131H185ZM223 130V131H222ZM229 130V131H228ZM235 131V132H233V131ZM259 130V131H258ZM48 131H50V132H48ZM56 133H55V132ZM74 132L73 133V135H72V132ZM102 131H105V133L104 132H102ZM108 131V132H107ZM225 131H226V133H225ZM237 131V132H236ZM239 131V132H238ZM35 132V133H34ZM41 132V133H42ZM60 132H62V133H60ZM67 132V133H66ZM78 132V133H77ZM99 132V133H98ZM101 132V133H100ZM125 132H126V134H125ZM141 132V133H140ZM145 132V133H144ZM243 132H245V133H243ZM16 133V134H15ZM34 133V134H33ZM75 133L77 134V135H75ZM104 135H103V134ZM157 133V134H156ZM26 136H25V135ZM33 134V135H32ZM38 134L40 135L39 137H38ZM71 134V135H70ZM102 134V135H101ZM106 134V135H105ZM137 136H136V135ZM141 134V135H140ZM144 134V135H143ZM219 134V135H218ZM231 134V135H232ZM44 135H46V138H44L45 136ZM51 135V136H50ZM92 135H94L95 137H96V139H95V137L94 136H92ZM112 135H115V137L114 136H112ZM134 135V136H133ZM140 135V136H139ZM161 135H162V137H161ZM69 136H70V138H69ZM107 138H106V137ZM129 136V137H128ZM139 136V137H138ZM142 136V137H141ZM151 138H150V137ZM169 136V137H168ZM172 136V137H171ZM195 136V137H194ZM58 137V138H57ZM73 137V138H72ZM85 137V138H84ZM101 138V139H99V138ZM104 137L106 138V139H104ZM109 137H111V138H109ZM132 137V138H131ZM145 137V138H144ZM184 138L185 139V142H184V139H183V141H182V138ZM192 137H194V139L193 140H190ZM198 137V138H197ZM35 138V139H34ZM139 138V139H138ZM149 138V139H148ZM225 138H226V136H225ZM253 138V137H252ZM258 138V137H257ZM34 139V140H33ZM42 139V140H41ZM57 139V140H56ZM73 139H74V141H73ZM137 139V140H136ZM141 139H143V140H141ZM152 139V141H150ZM178 139V140H177ZM200 141H199V140ZM207 139V140H206ZM83 140H85V142L83 141ZM105 140V141H104ZM175 140V141H174ZM196 140H197V142H196ZM218 140H219V142H218ZM54 141V142H53ZM72 141V142H71ZM140 141V142H139ZM149 141H150V143H152L154 146H152L150 143H149ZM78 142V143H77ZM84 142V143H83ZM183 142V143H182ZM80 143V144H79ZM142 143V144H141ZM180 144V145H177V144ZM216 143V144H215ZM115 144V146H113ZM128 144V145H127ZM148 144H149V146H148ZM171 144H175V146L177 147V151H179L181 154H182V157L180 158V160L179 161H177V163L175 162V160H173L172 159V157H171V155H172V150H171V148H169L170 147V145ZM118 145H123V146H118ZM125 145V146H124ZM134 145L135 146H137V147H135V148H133L134 147ZM147 145V146H146ZM162 145V146H161ZM153 148H152V147ZM37 147H39V148H37ZM105 147V148H104ZM109 147H111V148H109ZM119 147H120V149H119ZM161 147V148H160ZM193 147V148H192ZM23 148V147H22ZM32 148V149H31ZM37 148V149H36ZM91 148H92V150H91ZM108 148V149H107ZM114 148V149H113ZM116 148H118V149H116ZM131 150H130V149ZM138 148H139V150H138ZM180 148H181V150H180ZM191 148V149H190ZM30 149V150H29ZM36 149V150H35ZM45 149V150H44ZM47 149V150H46ZM64 149V150H63ZM140 149L141 150H145V152L147 153V154H149L150 152V154L149 155H147V154H145L144 153V151H141L140 152ZM161 149V150H160ZM188 149H190V150H188ZM44 150V151H43ZM70 150V151H69ZM114 150V151H113ZM43 151V152H42ZM62 151V152H61ZM129 151H130V153H129ZM156 153H155V152ZM159 152V153H158ZM116 153V152H115ZM171 154V155H170ZM164 155V156H163ZM167 155V156H166ZM169 155V156H168ZM186 155V156H185ZM191 157H190V156ZM188 156V157H187ZM171 158V159H170ZM189 158V159H188ZM158 159V160H159ZM169 159V160H168ZM218 159H221V160H218ZM166 160V161H165ZM187 160V161H186ZM190 160V161H189ZM173 161H174V163H175V165H174V163H173ZM218 161V162H217ZM217 161H215V163L214 164H212V165H209V166H206V168H209V169H211V168H214V169H217V170H220V166H221V164H222V157L221 156H219L218 158H217ZM170 162V163H169ZM184 162V163H183ZM188 162H190V164L188 163ZM179 164V165H178ZM220 164V165H219ZM199 165V166H198ZM212 166V167H211ZM214 166V167H213ZM162 167V166H161ZM109 168H110V170H109ZM163 168H165V167H163ZM173 168V169H172ZM183 168V169H182ZM235 169H237V171H238V174H241L242 172H244L245 171V169H244V167L243 166H241V165H239L238 166V168L236 167V165H235ZM240 169V170H239ZM120 170H121V172H120ZM157 170H156V173H157ZM172 170V171H171ZM244 170V171H243ZM104 171V172H103ZM193 171L195 172V173H193ZM25 172V173H24ZM27 172V173H26ZM164 172V173H163ZM2 173V174H1ZM0 173V187H1V189L2 190H4V191H6V190H12V189H15V188H13L14 186L15 187H17L20 183L22 184V182H24L25 181V179H26V177H28V175H29V171H21V172H18V173H15L10 179H5V180H2V178L1 177H3L5 174H4V172H1ZM186 173V174H185ZM4 174V175H3ZM115 174H116V176H115ZM20 175V176H19ZM90 175H92L93 177H98V178H111L112 180L114 179L115 181H117L115 178H118V179H121V180H125V178H126V180L131 176V173L129 172V173H125V170H124V168H122V167H119V168H117V169H114L113 167H112V169H111V167L110 166H108L107 164H104V166L102 165V166H100V167H93V168H91L90 169ZM156 175V176H157ZM106 176V177H105ZM115 176V177H114ZM162 176V177H161ZM198 176H196V178H195V181H197V183H199V184H203V185H208L209 184V180L208 179H203V178H197ZM22 178V179H21ZM124 178V179H123ZM159 178H161L160 180H161V182L160 183H157L158 182V179ZM184 179V180H183ZM24 180V181H23ZM217 180V179H216ZM19 181H21V182H19ZM219 180H217V181H215L216 183L213 185V186H210L212 189H214V190H218L219 188H220V185H219V182H218ZM218 182V183H217ZM19 183V184H18ZM217 184V185H216ZM157 185V186H156ZM12 188V189H11ZM254 188H257V187H254ZM0 189V190H1ZM157 189H159V190H157ZM176 190L177 191H180L182 194H184L185 192H188V194H186L185 193V195H189V187H186V186H184V185H182V186H180V187H177L176 188ZM254 190V193H256V191H255V189H253ZM248 191H250V192H252V190H248ZM154 193V192H153ZM246 191H245V194H244V197H243V195H242V197L240 198L241 200H239V202L240 203H242L243 201H242V199L244 200V198H245V195H246ZM253 193V194H254ZM249 195V196H248ZM248 195H246V201H247V203L249 202V204L247 205V204H245L246 206H248V207H246L247 209H248V211L246 210V208H245V211L247 212H245L246 213V217H250V220L253 218V220H255L257 223L259 222L260 224H262V225H264V220H259V219H257L255 216H254V210H255V208H257L258 207V205H259V202L261 201V200H263L264 198H262L263 196H264V191H260V192H258V190H257V193L256 194H254L253 196L251 195V193L249 194L248 193ZM154 196H157L156 194H154ZM248 196V197H247ZM262 196V197H261ZM158 197V196H157ZM156 197V198H157ZM253 197V198H252ZM248 198V199H247ZM252 199V200H249V199ZM260 199V200H259ZM242 201V202H241ZM246 201H244L243 203H246ZM190 205H191V203H190ZM244 205V204H243ZM189 206V203H187L184 207H188ZM203 206V202H202V200H196L195 202H194V204H193V207H197V208H199V207H202ZM179 208V209H178ZM181 208V209H180ZM248 214V215H247ZM238 216V215H237ZM236 215H231V217L230 216H225L224 218H222L223 219V221H222V219H218V220H213V221H207V222H209V225H206L205 226V222H204V227L205 228H207V229H204V227L203 226H201V225H203V222L201 223V225H199V226H201V227H203V231L204 230H208L209 229V227H211V229H214L215 230V232L218 234L219 233V235H220V233H222L221 235V243L220 244H218L219 242L217 241V243H216V245L215 246H217V245H219L217 248H219V250H220V248L222 247V243H224V242H226V239H227V245L229 246V250H230V253H228L226 256H225V253H224V256H225V258H226V260H227V258H231V257H234L235 255H238L237 253H240V254H242L240 257H241V259L243 260V261H245L244 260V257L246 258V262L247 261H252L253 260V264H255V263H263L264 264V257L262 258V256L264 255V250L262 251V254L260 255L259 254V256H252V255H250L249 254V257H246L247 256V249L249 248V246H250V243L248 244V241L250 240V239H248V241H247V243H245L246 242V240L247 239H245L246 237L245 236H249L250 235V233L248 234V232L250 231V229L248 230V229H246V228H248V226L246 227V225H248L247 223H246V225H245V223L244 222H247V221H244L243 222V220H239L240 222H241V224L239 225V221H238V219L240 218V217H237ZM227 217H230V218H227ZM235 217H237L236 219H235ZM242 217V216H241ZM224 219H225V221H224ZM230 219H231V221H230ZM240 219H246V218H244V217H242V218H240ZM232 220H234L233 222H232ZM187 221V222H186ZM221 221V222H220ZM227 221V222H226ZM229 221V222H228ZM188 222H190V223H188ZM195 222V223H196ZM206 222V224H208ZM211 222H215V223H211ZM238 223V225H239V227H240V229L237 227V226H235V224H234V226H235V228L233 227V223ZM194 223V224H195ZM199 223V224H200ZM211 223V224H210ZM243 223H244V227H243ZM182 224V223H181ZM184 224V226H187V225H185ZM218 224H220V225H218ZM229 224H230V227L232 228H234V230H238L237 231V233L234 231V233L235 234H233L232 233V230H231V228L229 227ZM232 224V225H231ZM224 227H223V226ZM237 225V224H236ZM259 225V224H258ZM261 225V226H262ZM193 226V225H192ZM194 226H196V224L194 225ZM208 226V227H207ZM228 226V227H227ZM197 227H198V225H197ZM200 227V228H201ZM212 227H214V228H212ZM220 227H221V229H220ZM223 227V228H222ZM243 227V228H242ZM264 227V226H263ZM237 228V229H236ZM244 229H246L247 231H245V232H247V233H244ZM261 229V231L263 232L264 230H263V228H260ZM143 230V229H142ZM142 230L140 229V227H138V228H136V231H137V239L138 240H140V241H142V242H145L146 240H148V239H150L149 241H150V243H152V240H154L153 241V243H155V245H157V243H158V239H159V237L158 236H155L156 234L155 233H152V231H149V232H145L144 231V233H142ZM210 230V229H209ZM214 230H210V231H207V233L208 232H212V233H214ZM205 231V232H206ZM233 234H231L230 232ZM251 232V231H250ZM139 233H142L143 234V236L142 237H140V235H139ZM152 233V234H151ZM210 234V235H212V236H214V234ZM215 233V236L214 237H217V238H219V235H217ZM228 233V235L230 236V237H228V235H227V238H226V235H224V234H227ZM231 235H230V234ZM242 233H244V234H242ZM206 234V233H205ZM209 235V236H210ZM263 235H264V233H263ZM139 236V237H138ZM199 238L201 237V236H199V234L197 235ZM224 236V237H223ZM241 236V237H240ZM156 237H158V238H156ZM195 237V236H194ZM197 237V238H198ZM204 238H205V236H203ZM213 237V238H214ZM250 237V236H249ZM18 238V239H17ZM151 238H152V240H151ZM199 238H198V241H196L197 239H195L194 240V242H186L187 243V246L189 247V249L190 248H194V251H195V247H194V245L195 246H197V248H199V246H205L204 248H206V246H207V244L206 245H203V244H205L204 242L202 243V241L201 240H203V239H201L200 241H201V245L199 244L200 242H199ZM222 238H223V240H222ZM226 238V239H225ZM229 238V239H228ZM240 238H242V240H243V238L245 239V242H242V240L240 239ZM29 239V236H27V235H19V236H17V237H14L13 238V241H12V243H13V245L15 246V248H16V250L18 251L19 250V254L21 255V256H26V257H29L28 255H30V251L28 250V248L27 247H25V246H23L22 245V243L21 242H23V241H26V240H28ZM214 239H216V238H214ZM237 239V240H236ZM21 240V241H20ZM113 240V239H112ZM219 240H220V238H219ZM108 242L107 241V239H104V240H102V241H93V243H92V245H98L100 242ZM204 241V240H203ZM206 241V240H205ZM216 241V240H215ZM222 241H224V242H222ZM244 241V240H243ZM209 242V241H208ZM211 243H208V244H212V242H214V241H210ZM159 244V243H158ZM213 244H215V242L213 243ZM191 245V246H190ZM220 245H221V247H220ZM224 245H225V243H224ZM246 245H247V248H246ZM208 247V246H207ZM224 247L225 246H223V249H224ZM202 248V247H201ZM226 248V247H225ZM244 249H246V250H244ZM198 252L200 251V248H199V250L198 249H196ZM226 250V249H225ZM223 251V252H229V251ZM221 251V250H220ZM241 251V252H240ZM192 252V251H191ZM196 252V251H195ZM198 252H196V253H198ZM222 252V251H221ZM195 253V254H196ZM247 253V254H246ZM18 254V253H17ZM190 254H192V253H190ZM194 254V252H193V256L195 255ZM221 254L222 253H220V257H222L221 256ZM239 254V255H240ZM191 255V259L194 261V259L192 258L193 256ZM244 255H246V256H244ZM195 256H197V255H195ZM194 256V257H195ZM207 256V253L205 254V256L204 257H206ZM217 256H219V255H217ZM216 256V257H217ZM251 256V257H250ZM199 257V256H198ZM203 257V260H207V259H209L208 257H207V259H205ZM215 257V258H216ZM188 259L190 258V257H187ZM200 258V257H199ZM199 258H196L197 259V261L198 262H200L198 259ZM224 258V259H225ZM191 259H189V261L191 260ZM202 259V258H201ZM200 259V260H201ZM220 260V258L219 257H217V260H216V262L218 263V261ZM262 259V260H261ZM191 260V261H192ZM202 260V261H203ZM215 260V259H214ZM214 260L212 261V262H214ZM43 261V260H42ZM201 261V262H202ZM210 261V260H209ZM222 261V260H221ZM225 261V260H224ZM262 261V262H261ZM38 262H40V260L38 259V260H36V261H34V263H36V264H40V263H38ZM196 262V261H195ZM249 262H248V264H249ZM33 263V264H34ZM220 263V262H219ZM218 263V264H219ZM251 263V262H250ZM258 263V264H259ZM41 264H47L46 262L45 263H41ZM198 264V263H197ZM204 264V263H203ZM207 264V263H206ZM211 264H216V263H211ZM222 264H223V261H222ZM252 264V263H251Z\"/></svg>","mask_w":264,"mask_h":264}]
</instances>
